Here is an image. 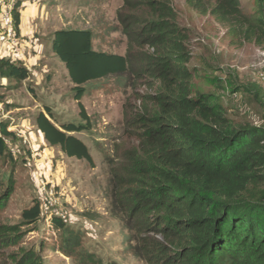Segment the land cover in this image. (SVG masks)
Here are the masks:
<instances>
[{
    "label": "rangeland",
    "instance_id": "1",
    "mask_svg": "<svg viewBox=\"0 0 264 264\" xmlns=\"http://www.w3.org/2000/svg\"><path fill=\"white\" fill-rule=\"evenodd\" d=\"M16 1H11L13 8ZM23 1L19 10L31 8L26 12L30 23L20 31L27 35L21 38L18 32L17 46L7 54L13 52L10 57L25 64L30 75L23 81L0 77V138L4 142L0 229L15 226L18 230L17 236H6L11 237L7 241L0 237V264H16L33 251L42 264H81L80 256L87 253L103 264H147L138 244L145 236L142 228L137 219L128 218L129 209L122 211L121 204L114 201L113 174L129 176L132 157L139 156L135 131L128 127L127 119L130 110L139 106L138 96L153 92L149 79L108 76L82 86L85 93L79 102L89 128L71 135L87 147L91 164L49 146L37 130L35 118L49 111L50 121L58 128L86 124L66 70L51 51L54 32L89 30L94 51L122 56L130 51L128 64L136 70L149 62L145 56L152 49L136 45V28L129 24L141 25L157 16L150 15L140 0H132L137 6L134 10L123 9L122 0ZM163 1L175 13L184 36L193 89L210 94L234 125H261L258 106L248 94L235 93L234 88L257 80L255 67L262 50L241 41L211 14L214 0ZM239 7L250 20L260 17L255 0H240ZM24 41L43 48L25 53L28 46ZM2 127L8 135L1 133ZM35 204L40 207L39 218L23 220L22 212ZM53 219L75 231L79 247L70 253L64 250L66 232L57 229Z\"/></svg>",
    "mask_w": 264,
    "mask_h": 264
},
{
    "label": "trees",
    "instance_id": "2",
    "mask_svg": "<svg viewBox=\"0 0 264 264\" xmlns=\"http://www.w3.org/2000/svg\"><path fill=\"white\" fill-rule=\"evenodd\" d=\"M122 1L123 9L137 8L132 0ZM140 1L157 19L129 24L136 28V45L152 49L145 56L149 62L136 70L128 64L130 51L125 56L94 51L89 30L54 32L51 51L66 70L86 124L58 128L47 111L37 114L36 128L49 146L91 164L87 147L71 135L89 128L79 102L82 86L108 76L148 78L153 92L138 96L139 106L127 119L139 156L132 157L129 176L113 174L114 201L122 211L129 209L128 218L137 219L142 228L145 236L138 244L147 264H264V84L256 80L234 88L258 106L262 124L234 125L210 94L193 89L194 74L186 66L189 54L173 10L163 0ZM239 1L214 0L211 14L241 41L264 51V0H255L260 15L255 20L241 14ZM23 2L17 0L13 8L16 36ZM29 75L25 64L0 57L1 78L23 81ZM1 133L8 135L3 127ZM3 149L0 138V154ZM40 214L35 204L22 218L35 221ZM53 223L66 232L64 250L70 253L80 246L75 231L57 219ZM17 234L15 226L0 229L1 239ZM79 259L81 264H103L90 253ZM16 264L42 263L33 251Z\"/></svg>",
    "mask_w": 264,
    "mask_h": 264
},
{
    "label": "built area",
    "instance_id": "3",
    "mask_svg": "<svg viewBox=\"0 0 264 264\" xmlns=\"http://www.w3.org/2000/svg\"><path fill=\"white\" fill-rule=\"evenodd\" d=\"M10 0H0V57L14 56V53L7 54V51L14 49L17 46L18 37L15 34L13 27V7ZM257 81L264 82V51L260 52V60L256 67Z\"/></svg>",
    "mask_w": 264,
    "mask_h": 264
},
{
    "label": "crops",
    "instance_id": "4",
    "mask_svg": "<svg viewBox=\"0 0 264 264\" xmlns=\"http://www.w3.org/2000/svg\"><path fill=\"white\" fill-rule=\"evenodd\" d=\"M25 7H22L21 8V10H20V26H19V35H20V37L21 38H23V37H25L26 35H27V33L25 32V34H23L22 32H20V31H22V26H24V28L26 27V24H29L30 23V19H29V16L26 14V12L27 11H30V9L31 8H25ZM51 40H52V37H51ZM51 40H50V43H49V45H51ZM25 42V44L28 46V47H26V49H25V53H26V51H28L29 49H33V51L35 52L36 51V48L38 49V47L39 48H43V46L42 45H40V46H36V48L35 47H32V45L30 44V43H28V42H26V41H24ZM41 49L39 50V51H41ZM39 54V53H38ZM35 57H38V56H35ZM35 61H36V58H35Z\"/></svg>",
    "mask_w": 264,
    "mask_h": 264
}]
</instances>
